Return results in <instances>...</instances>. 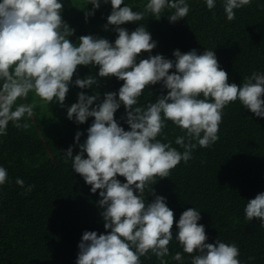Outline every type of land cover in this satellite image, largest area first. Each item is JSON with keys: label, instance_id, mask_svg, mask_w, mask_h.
Returning <instances> with one entry per match:
<instances>
[{"label": "clouds", "instance_id": "9594fccd", "mask_svg": "<svg viewBox=\"0 0 264 264\" xmlns=\"http://www.w3.org/2000/svg\"><path fill=\"white\" fill-rule=\"evenodd\" d=\"M109 2L111 13L103 27L107 31L115 26L114 43L94 35H82L74 43L70 37L75 29L62 18L61 0H0V136L7 135L9 122L17 129H27L29 124L21 120L32 118L40 104L65 107L78 66L99 69L96 75L77 76L74 85L82 90L97 86V77L123 81L118 92H105L100 103L99 93L81 91L78 101L67 108V118L76 124L94 118L83 143V133L75 134L79 152L73 155L70 146L63 151V158L65 163L71 161L72 170L91 186V193L99 190L97 206L102 209L106 230L99 235L95 231L83 233L76 264H141V257L151 259L152 255L160 264H167L164 258L170 254L169 244L174 239V212L165 197L155 194L153 185L169 178L181 161L192 159L198 147L208 148L218 141L223 109L230 103L238 100L255 116L264 117V73L252 72L242 85L229 83L228 73L220 67L213 50L198 54L195 49L186 53L177 49L172 53L174 60L167 59L151 55L157 42L142 23L131 32L121 27L146 16L159 20L165 10H171L167 17L175 23L190 11L186 0H147L142 11H133L124 0H88L92 10H84L86 22L101 3ZM205 3L208 10L216 6L215 0ZM250 3L223 0L227 20H234V10ZM145 52L148 58L137 62ZM158 83L167 94L158 96L154 103L137 106L144 90ZM29 93L33 94L31 103L17 104ZM122 105L125 115L121 119L129 126L127 131L114 118ZM167 121L184 133L175 139L183 152L172 147V141L157 139ZM7 179V169L0 166V186ZM16 184L23 188V179L17 178ZM33 187L28 185L27 191ZM146 190L154 196L151 202L145 198ZM244 214L247 221L258 219L264 228V192L248 200ZM200 220V211L188 208L176 223L175 240L191 255L190 264H241L234 243L218 239L206 243L208 237L204 225L198 224ZM172 259L183 261L184 257L176 252Z\"/></svg>", "mask_w": 264, "mask_h": 264}, {"label": "trees", "instance_id": "16d2710c", "mask_svg": "<svg viewBox=\"0 0 264 264\" xmlns=\"http://www.w3.org/2000/svg\"><path fill=\"white\" fill-rule=\"evenodd\" d=\"M64 5L62 18L70 28L75 29L70 37L74 43L82 35H94L115 41L117 33L104 25L111 13V4L101 3L94 16L85 20L84 10H92L88 0H61ZM190 11L184 19L170 23L165 10L159 20L146 16L137 23H126L121 27L129 32L142 23L157 42L151 55L161 54L173 59L172 53L179 49L186 53L195 49L202 54L213 50L220 67L228 73L229 83L242 85L252 72L264 73V0L251 3L235 11V19L227 20L223 0H215V8L208 10L205 0H186ZM133 11H142L147 0H124ZM123 6V5H122ZM149 53H141L140 59ZM98 66H78L69 87L65 107L58 103L55 116L42 112L41 104L34 109L32 118L25 117L21 123H28L27 129H17L9 122L7 135L0 136V166L7 169V182L0 186V264H76L78 244L85 231L106 234L102 209L97 206L99 190L93 194L90 185L71 168V161L65 163L63 151L73 147V155L79 152L75 142L77 131L83 133L80 142L87 138V129L94 118L84 124H76L67 118V108L78 101V93L87 95L99 93L102 102L105 92H118L123 81L115 77L99 78L92 89H80L74 85L77 76L96 75ZM170 70V74H171ZM167 90L161 84L149 86L138 99V105L155 102ZM202 98V97H201ZM33 94L20 103H31ZM123 105L114 118L126 131L130 130L122 116ZM167 127L157 139L163 143L172 141V147L183 152L175 144L177 136L184 135L180 129L167 121ZM167 136V140L164 136ZM219 139L208 148H197L192 159L181 161L169 178L160 179L153 188L156 195L166 198L167 206L174 212L173 237L169 244L167 264H190L191 255L184 253L175 240L178 231L176 223L188 208H197L205 227L206 243H234L240 255L241 264H264V228L258 219H245L244 208L248 200L264 192V117H257L245 109L237 100L223 109L219 125ZM86 158V154H85ZM24 181V187L16 179ZM122 183L124 177H117ZM34 185L28 192L27 186ZM148 202L154 196L146 190ZM181 252L183 261L172 256ZM149 255H151L149 253ZM249 257L254 259L249 260ZM141 264H160L154 256L141 257Z\"/></svg>", "mask_w": 264, "mask_h": 264}, {"label": "rangeland", "instance_id": "374dc122", "mask_svg": "<svg viewBox=\"0 0 264 264\" xmlns=\"http://www.w3.org/2000/svg\"><path fill=\"white\" fill-rule=\"evenodd\" d=\"M73 1L75 2V0H73ZM17 104H18V102H17ZM41 107H42V112L46 113L49 116H55L56 114H58V112L56 113V110L58 109L57 105L48 107L47 105L41 104Z\"/></svg>", "mask_w": 264, "mask_h": 264}]
</instances>
